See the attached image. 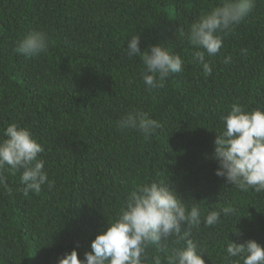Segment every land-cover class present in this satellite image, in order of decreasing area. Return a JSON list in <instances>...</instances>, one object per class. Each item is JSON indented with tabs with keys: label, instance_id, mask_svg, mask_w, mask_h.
Masks as SVG:
<instances>
[{
	"label": "trees",
	"instance_id": "16d2710c",
	"mask_svg": "<svg viewBox=\"0 0 264 264\" xmlns=\"http://www.w3.org/2000/svg\"><path fill=\"white\" fill-rule=\"evenodd\" d=\"M222 0H0V138L7 125L28 128L43 147L39 158L53 187L21 189L20 172L0 184V264H57L76 250L79 259L145 181L171 184L186 205L205 212L232 206L234 214L193 230L205 264H226L228 242L264 246V192H241L215 174L214 141L221 117L239 104L264 110V0L227 35L212 74L193 63V47L178 38ZM33 31L49 38L39 56L16 51ZM160 45L179 54L183 71L148 90L139 56ZM242 50H246V53ZM231 63L224 64L225 57ZM143 111L160 127L145 139L118 121ZM8 189H11L9 191ZM174 239V238H173ZM163 243V242H162ZM168 246L183 248L184 242ZM166 250L148 249L146 264ZM235 259V258H234Z\"/></svg>",
	"mask_w": 264,
	"mask_h": 264
},
{
	"label": "clouds",
	"instance_id": "9594fccd",
	"mask_svg": "<svg viewBox=\"0 0 264 264\" xmlns=\"http://www.w3.org/2000/svg\"><path fill=\"white\" fill-rule=\"evenodd\" d=\"M255 0H222L219 6L204 12L185 33L178 29V38L187 39L193 47V63L202 66L203 74H212L210 62L205 56H215L221 49L223 38L254 8ZM140 37L133 36L127 42L125 52L131 59L139 56L144 65L140 73L148 90L161 89L171 74L183 71L184 61L179 54L160 45L141 51ZM49 38L42 31H33L18 41L16 51L25 56H39L48 50ZM246 53V50H242ZM222 63H231L225 57ZM222 129L214 141L213 159L218 163L215 174L225 178L241 192L250 189L264 192V110L245 111L233 104L221 117ZM118 124L123 129H136L147 140L160 127L159 122L143 111H129ZM0 138V184L7 188L4 172L15 175L20 172L21 189L39 193L42 186L53 187L45 171V161L39 158L44 149L33 138L28 128L12 123L3 130ZM11 191V189H8ZM232 206L207 211L199 204L186 205L171 184L164 180L145 181L127 194L125 206L114 220H108L107 230L91 242V251L79 259L74 249L59 258L57 264H146L148 249L166 250L165 264H205V249L193 238V230L212 227L220 223L221 215L234 214ZM174 238V239H173ZM184 242L183 248L168 246ZM163 242V243H162ZM235 258V259H234ZM226 264H264V246L255 240L243 243L228 242ZM154 264H161L159 256Z\"/></svg>",
	"mask_w": 264,
	"mask_h": 264
}]
</instances>
